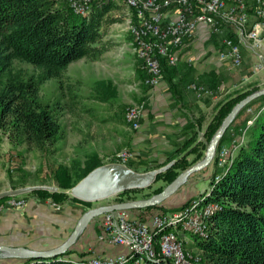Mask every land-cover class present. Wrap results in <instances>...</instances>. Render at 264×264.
Returning <instances> with one entry per match:
<instances>
[{"label": "trees", "instance_id": "16d2710c", "mask_svg": "<svg viewBox=\"0 0 264 264\" xmlns=\"http://www.w3.org/2000/svg\"><path fill=\"white\" fill-rule=\"evenodd\" d=\"M115 8V0H92L89 13L81 16L73 13L68 1L0 0V143L6 138L16 148L57 152V144L63 135L60 112L58 108L54 110L41 103L40 87L51 79H58L61 84L67 67L75 61L100 59L105 48L96 45L101 42L102 27L117 20L109 15ZM130 11L135 19V10ZM247 11L249 16L254 17L251 1ZM232 40L237 41V38ZM16 62L33 66V71L27 72ZM166 67L162 63L163 70ZM257 90H237L222 100L203 131V140L197 132H192L183 146L169 157L166 164L174 161L173 165L157 176L155 184L159 181L170 184L180 172L202 159L208 142L223 119L239 101ZM254 105H258L256 111L259 114L247 131L246 143L217 183L214 178L218 169L209 178L211 194L208 201L219 203L221 209L211 217L208 237L205 240L194 239L193 247L201 253L205 264H264V95L243 108L233 123ZM227 131L216 152L225 142ZM188 157H192L191 160ZM213 165L216 168L215 158ZM86 166L85 173L77 182L101 165L94 156L87 160ZM127 166L138 170L135 165ZM55 178H70V169L64 168ZM11 183L12 188L27 185V174L21 175L17 181L11 180ZM76 183L67 188L71 189ZM144 190L124 191L117 195L118 201L134 200L131 196L126 200L120 197ZM153 191L158 194L162 188ZM33 193L57 203L69 199L64 192L40 190ZM6 199H0V202ZM179 208L167 209L159 205L142 210L150 212L160 209L155 212L167 213ZM69 254L68 250L56 258L28 259L26 264H82L81 259L77 262L66 260ZM84 255L80 254L79 257Z\"/></svg>", "mask_w": 264, "mask_h": 264}, {"label": "rangeland", "instance_id": "374dc122", "mask_svg": "<svg viewBox=\"0 0 264 264\" xmlns=\"http://www.w3.org/2000/svg\"><path fill=\"white\" fill-rule=\"evenodd\" d=\"M60 1L69 2V0ZM115 1L117 8L112 9L109 15L117 20L109 23L104 28L107 34V41L104 46L108 47V50L97 61L83 58L72 63L71 67L65 72L61 84L58 79H51L40 87L41 103L51 106L54 110L58 108L60 112L63 135L61 141L57 144L58 152L50 151L49 153L47 150L27 151L24 147L16 148L10 145L8 140L3 138L0 143V192L26 186H51L58 188V192H64L69 196L67 200L76 202L71 199L70 189L67 187L76 183L85 173L87 169L86 162L89 158L95 156L99 165L116 163L118 154L125 150L131 154L127 164L135 165V161L132 160L130 146L134 130L124 126L123 117L129 108L136 105H143V111H146L149 87L144 84L143 77L140 74V65L134 51L132 38L125 25V20L131 11L123 0ZM223 32L221 34L211 32L214 37L215 53L223 47ZM227 37L235 39V33L227 34ZM240 47L242 51L240 68L225 69V64L217 67L216 63L212 62L214 68L205 75L207 82H201L200 85L214 93L211 88H215L220 79L225 80L226 77H230L236 84L243 82L234 91H244L251 88H258L257 91L263 89L264 69L257 73L253 72L254 64L257 61L255 51L251 50L250 44L247 42H241ZM210 55L213 54L210 53ZM15 64L29 73L33 71V66L29 64L19 62ZM221 66L224 69L221 71L222 76L218 79L214 77L213 72L215 67L220 70ZM243 78H246V80ZM257 106L254 105L249 108L255 111ZM248 116L244 111L237 119L238 121L236 120L231 124L232 126L227 131L225 143H230L229 134L231 132H237L238 129L244 127ZM201 133L199 136L203 140V132L201 131ZM147 159L150 160V157H147ZM213 161L206 168L192 174L176 193L167 200L168 202L165 201L160 206L163 205L165 208L181 206L195 197L193 196L195 192L202 193L207 190L209 188V178L213 171L217 169L214 168ZM152 163L142 164V167L138 168L137 171L143 173L160 166L159 164V166H152ZM64 168L70 169V178H58L56 180L55 176ZM208 170L209 173L206 174ZM221 172V170H218V173ZM25 174H27V185L12 188L11 180L17 181L21 175ZM167 185V183L159 181L153 184L150 189L136 194L121 195L120 198L125 200L129 196L135 198L130 201L148 199L156 195L153 190L157 188L163 190ZM117 197L113 196L101 202L110 201ZM48 199L58 207L67 201L57 203L51 198ZM93 204L84 205L86 207H83L82 212H85ZM158 210L160 211V209ZM190 239L194 240L192 237ZM65 259L72 262L78 261L66 257Z\"/></svg>", "mask_w": 264, "mask_h": 264}, {"label": "built area", "instance_id": "2783aa9c", "mask_svg": "<svg viewBox=\"0 0 264 264\" xmlns=\"http://www.w3.org/2000/svg\"><path fill=\"white\" fill-rule=\"evenodd\" d=\"M92 0H69V6L77 15H87ZM129 9H134L126 19V29L130 33L140 69L145 74L144 84L155 87L163 74L162 63L175 67L180 61V51L193 37L197 25L203 24L214 34H221L226 26L231 27L237 41L229 37L222 40L218 58L228 61L238 69L242 63L240 43L247 42L255 51L257 61L253 72L264 69V0H123ZM252 2L254 20L249 23L247 11ZM175 10V15L169 14ZM191 61L189 60L188 63ZM197 98L212 97L213 92L193 82L187 86ZM243 128L231 132L230 143H223L215 154L218 173L217 183L224 170L232 163L238 150L246 143L247 131L259 114L252 108ZM143 105L129 108L124 115L125 124L132 130L140 128ZM116 163L127 166L131 154L122 151ZM211 188L190 200L182 208L172 212H151L145 221L131 218L129 211H113L102 215L98 240L110 246H120L128 254L116 256L95 255L82 260V264H205L201 253L193 249V239L205 240L208 237L211 217L221 206L208 201ZM6 204L22 207L23 198L11 197Z\"/></svg>", "mask_w": 264, "mask_h": 264}, {"label": "crops", "instance_id": "0c3cea01", "mask_svg": "<svg viewBox=\"0 0 264 264\" xmlns=\"http://www.w3.org/2000/svg\"><path fill=\"white\" fill-rule=\"evenodd\" d=\"M175 13L173 9L169 11L171 16H174ZM253 20V15L249 16V23ZM107 25L102 27V39L96 45L105 48L104 53L108 50V47L104 46L107 41L104 28ZM231 33H233L231 27L226 26L223 37L225 38L227 34ZM213 43L214 37L208 27L203 24L197 25L193 37L185 43L179 53V63L175 67H166L158 85L149 87L146 111L140 120V128L134 131L130 142L132 160L135 161L137 169L142 167V164L150 162H153L152 166L165 164L172 153L177 148H181L184 142L191 137L192 132H197L200 138L201 131L205 130L212 119L218 104L243 83L238 82L236 84L230 77H226L225 80L220 79L217 86L211 88L214 90L212 97L197 98L192 91L187 89V86L193 82H200L199 84L207 82L205 75L214 68L212 62H215L217 67L225 64V69L233 68L228 61H222L218 58V52L221 49L215 53ZM210 53L213 55H210ZM189 60L190 63H188ZM71 64L67 69L71 67ZM223 69L222 66L220 70L215 67L214 77L219 79L222 76L221 71ZM140 74L144 80L145 74L141 69ZM243 79L246 80V78ZM123 123L124 126H127L124 117ZM147 157H150V160ZM188 159L190 160L191 157H188ZM208 173L209 170L206 174ZM200 194L195 192L193 196L197 197ZM16 198L25 200L22 207L8 206L6 200L0 202V245L35 251H49L63 244L84 213L82 212L83 207H86L84 204L70 200L58 207L50 199H43L33 192ZM118 199L117 197L106 202H101L103 200L91 202L94 204L87 210L121 203ZM161 207L165 208L163 205ZM176 207L179 206L166 208ZM155 211L159 210H151L150 212L132 210L129 211V215L131 218L145 221L146 215L151 212L156 213ZM101 217L95 218L87 224L74 244L68 249L70 254L66 256L67 259L85 260L95 255L116 256L128 254L126 248L110 246L98 240L101 230ZM193 249L197 251L196 248ZM80 254L85 255L81 258L79 257ZM27 260L6 259L0 256V264H26Z\"/></svg>", "mask_w": 264, "mask_h": 264}, {"label": "water", "instance_id": "95a60500", "mask_svg": "<svg viewBox=\"0 0 264 264\" xmlns=\"http://www.w3.org/2000/svg\"><path fill=\"white\" fill-rule=\"evenodd\" d=\"M263 95L264 88L259 91L253 92L252 94L239 101L223 119L220 127L210 139L204 157L200 161L196 162L191 167L180 173L160 193L148 199L125 201L113 205L101 206L87 210L79 218L69 238L56 249L49 251H35L25 248H12L0 245V256L6 259L16 258L32 260L56 258L68 251V249L74 244L87 224L95 218L113 211L142 210L149 207L159 206L161 203L165 202L172 195H174L192 174L206 168L212 163L220 140L222 139L228 128L231 126L236 116L249 103ZM173 163L174 161H171L162 167L152 169L143 173L134 171L128 166L118 163L104 164L94 168L81 180H79L69 190V194L72 198L91 203L117 196L124 191L134 189H147L155 184L157 176L167 171L173 165ZM40 190L58 192V188L51 186H26L14 190L0 192V199L17 197ZM187 203L179 207L182 208Z\"/></svg>", "mask_w": 264, "mask_h": 264}, {"label": "bare ground", "instance_id": "6f19581e", "mask_svg": "<svg viewBox=\"0 0 264 264\" xmlns=\"http://www.w3.org/2000/svg\"><path fill=\"white\" fill-rule=\"evenodd\" d=\"M62 256V255H61ZM73 262H77V261H73Z\"/></svg>", "mask_w": 264, "mask_h": 264}]
</instances>
